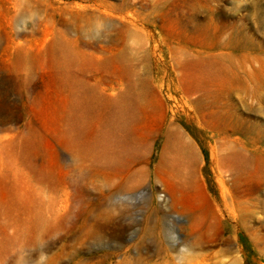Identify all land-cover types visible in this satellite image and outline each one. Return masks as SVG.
<instances>
[{"label":"rangeland","instance_id":"374dc122","mask_svg":"<svg viewBox=\"0 0 264 264\" xmlns=\"http://www.w3.org/2000/svg\"><path fill=\"white\" fill-rule=\"evenodd\" d=\"M0 264H264V0H0Z\"/></svg>","mask_w":264,"mask_h":264},{"label":"bare ground","instance_id":"6f19581e","mask_svg":"<svg viewBox=\"0 0 264 264\" xmlns=\"http://www.w3.org/2000/svg\"><path fill=\"white\" fill-rule=\"evenodd\" d=\"M164 202L170 201L173 205L178 206L179 208H190L194 206H202L204 209V201L202 196L199 193L197 187H186V186H177L172 194H164ZM185 210V209H184ZM192 215H189V217Z\"/></svg>","mask_w":264,"mask_h":264}]
</instances>
